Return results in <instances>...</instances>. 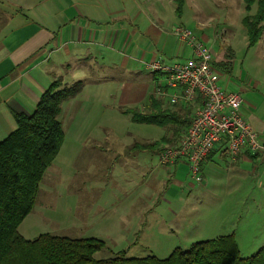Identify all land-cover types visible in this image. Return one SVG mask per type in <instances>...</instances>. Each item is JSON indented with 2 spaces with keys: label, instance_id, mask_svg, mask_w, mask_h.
I'll list each match as a JSON object with an SVG mask.
<instances>
[{
  "label": "rangeland",
  "instance_id": "rangeland-1",
  "mask_svg": "<svg viewBox=\"0 0 264 264\" xmlns=\"http://www.w3.org/2000/svg\"><path fill=\"white\" fill-rule=\"evenodd\" d=\"M257 4L255 0L247 13L242 0H184L178 16L172 12L174 3L169 8L170 23L189 29L213 55L222 51L228 58L233 53L232 70L217 71L218 85L238 93L242 102L245 93L237 85L245 90L253 87L260 78L256 63L264 58V31L260 41L248 47L241 25L246 15L256 13ZM144 74L140 86H148L147 93H151L155 85L152 75ZM115 80L85 84L80 95L62 104L58 116L64 133L60 150L45 171L36 203L19 225L18 233L26 240L41 234L98 239L105 246L94 255L96 259L126 251V258L161 260L175 249L187 251L195 243L231 234L242 258L264 247V162L257 161L241 171L239 164H232L231 157L220 158L217 150L212 163L204 168L202 182L196 183L187 167L176 175L160 165L159 154L154 151L145 152L141 158L147 160L152 176L146 177L143 169L141 179L129 177L133 173L121 171L110 155L115 148L121 149L133 139L145 146L172 133L132 120L130 112H141V106L148 105L147 98L123 107L129 109L124 113L122 107L115 109L113 96L123 83ZM197 105L178 103L162 109L171 114L180 107V115L186 116L187 112L192 118ZM99 141L112 145L109 147L114 151L99 145ZM116 172L126 175L124 182L116 178ZM143 176L150 185L140 182ZM146 187L152 189L150 194L145 193L146 198L142 197L149 204L147 210L136 201ZM105 205L111 209L109 224L100 219L99 212L105 210Z\"/></svg>",
  "mask_w": 264,
  "mask_h": 264
},
{
  "label": "crops",
  "instance_id": "crops-1",
  "mask_svg": "<svg viewBox=\"0 0 264 264\" xmlns=\"http://www.w3.org/2000/svg\"><path fill=\"white\" fill-rule=\"evenodd\" d=\"M171 3L173 0H0V141L15 130L13 115L30 114L39 96L57 78L68 86L81 82V93L85 84L123 80L113 96L115 109L122 107L123 113L129 110L123 107L146 98L148 105L141 106V112L153 99L163 107L172 108L169 97L179 89L169 88L164 76L151 73L155 84L151 93H147L148 86H140L146 77L144 73L148 72L145 63L183 61L191 55L190 50L178 44L171 34L175 26L168 20ZM172 9L175 14V4ZM233 56L231 53L226 58L220 51L216 55L222 65L220 69L232 70ZM256 64L260 78L254 81L253 87L245 90L237 86L245 93L240 113L259 142L264 144V58ZM157 87L162 88L165 95L157 96ZM176 111L181 113L182 109L178 107ZM130 142L121 149L115 148L116 152L110 155L121 171L133 173L129 177L136 175L141 179L143 169L146 177H151L147 160L141 161V158L145 152L151 153L157 148L145 149L141 146L146 143H136L134 139ZM98 144L114 151L110 144L103 141ZM217 150L220 158L230 157L222 146H216L202 162L201 175L205 166L212 163ZM257 161L264 162V156L248 150L231 158L232 164H239L241 171ZM164 167L178 175L187 166L184 161H177ZM116 173V178L122 182L127 178ZM143 179L140 182L150 185L144 176ZM151 191L146 187L138 195L136 201L143 203V209L147 210L149 204L142 197L146 198L145 193ZM107 208L105 205V210L99 212L105 224L110 222L111 209Z\"/></svg>",
  "mask_w": 264,
  "mask_h": 264
},
{
  "label": "trees",
  "instance_id": "trees-1",
  "mask_svg": "<svg viewBox=\"0 0 264 264\" xmlns=\"http://www.w3.org/2000/svg\"><path fill=\"white\" fill-rule=\"evenodd\" d=\"M254 1L242 0L245 13ZM173 2L178 16L184 0ZM241 25L248 47L254 46L264 31V0H258L256 13L246 15ZM221 66L216 63L218 70ZM82 88L81 82L68 86L61 78L55 79L39 96L30 114L13 115L16 128L0 141V264H264V247L253 256L242 258L232 234L195 243L187 251L175 249L161 260L155 257L126 258V251H119L114 257L96 259L94 255L105 245L94 238L71 239L41 234L33 240L24 239L18 233V227L32 211L44 173L63 141L62 124L58 121L61 106L79 95ZM176 113L163 110L156 99L151 100L148 111L130 112L134 122L167 128L172 133L160 143L141 147L157 148L161 153L164 148L177 145L191 118L187 112H184L186 116Z\"/></svg>",
  "mask_w": 264,
  "mask_h": 264
},
{
  "label": "built area",
  "instance_id": "built-area-1",
  "mask_svg": "<svg viewBox=\"0 0 264 264\" xmlns=\"http://www.w3.org/2000/svg\"><path fill=\"white\" fill-rule=\"evenodd\" d=\"M171 34L190 50V57L171 63L153 60L144 64L145 69L164 76L169 88L179 89L170 95L171 105H198L178 144L164 148L159 154L160 165L184 161L191 179L200 183L201 164L216 146H222L232 159L243 150L264 156V144L240 113L239 94L218 85V58L189 29L174 26ZM155 94L163 96L165 91L157 87Z\"/></svg>",
  "mask_w": 264,
  "mask_h": 264
}]
</instances>
